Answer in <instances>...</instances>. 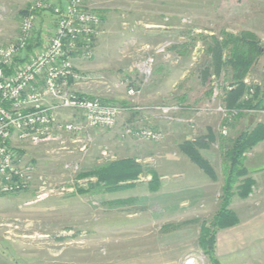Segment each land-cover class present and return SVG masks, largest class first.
<instances>
[{
    "label": "rangeland",
    "instance_id": "obj_1",
    "mask_svg": "<svg viewBox=\"0 0 264 264\" xmlns=\"http://www.w3.org/2000/svg\"><path fill=\"white\" fill-rule=\"evenodd\" d=\"M29 2L0 0V45L16 38L24 16L21 11ZM85 7L100 15L102 35L90 58L79 53L73 56L75 70H84V74L77 73V91L119 105L126 101L128 107L138 105L143 108V121L132 119L138 114L129 115L128 110L127 118L121 115L111 129L87 127L77 137L62 134V143H21L19 155L35 163V181L26 190L0 195V247L11 251L19 264H30L31 259H59L64 254L85 259L127 258V264L166 262L174 256L178 264L187 258L191 264H210L197 244L198 224L184 222L209 219L216 212L222 185L220 137L235 136L230 124L239 131L244 123L235 119L237 110L228 109L219 99L222 88L229 85L225 76H213L205 84L195 76L193 69L203 57L201 41H190L189 55H178L171 46L186 41L192 30L194 34L247 30L264 47V0H85ZM52 19L53 15L46 13L38 18L37 26L50 24ZM244 81L264 91V56ZM131 87L137 90L134 96L127 95ZM251 94L252 88L245 98ZM180 95L187 98L188 107L183 112H171L168 119L149 112L152 106L177 103ZM243 113L244 122L257 118L264 123V110ZM75 114L68 111L60 119L70 120ZM128 123L160 130L165 138L152 142L122 137ZM209 132L213 138L205 140L208 146L201 153L215 168L219 176L216 181L178 150L183 140L194 141ZM132 148L139 154L132 153ZM124 157L138 158L166 180L184 178L197 168L212 182V197L200 201L194 210L199 216L191 217V210L173 206V197L178 199L179 195L170 193V185L165 186L166 192L151 193L147 184L117 192L76 193L78 186L95 180L78 179L79 172ZM245 165L255 185L246 199L235 196L230 207L240 219L236 225L244 224L254 247L264 242V140L246 153ZM142 178L145 182L150 176ZM130 198L133 201L125 205L114 203ZM216 257L221 264L217 252Z\"/></svg>",
    "mask_w": 264,
    "mask_h": 264
},
{
    "label": "built area",
    "instance_id": "obj_2",
    "mask_svg": "<svg viewBox=\"0 0 264 264\" xmlns=\"http://www.w3.org/2000/svg\"><path fill=\"white\" fill-rule=\"evenodd\" d=\"M43 10H51L53 19L43 25L41 43L26 54L38 12ZM101 35V18L85 7V0H63L62 4L30 0L16 38L0 45V195L26 190L35 181V163L19 155L21 143H62V134L77 137L87 127L111 129L128 110H143L138 105L103 103L71 88L69 79L78 78L73 69L74 54L90 58ZM136 93L132 87L127 90L129 96ZM62 109L77 114L61 120ZM149 109L168 119L171 112L183 108L172 104ZM121 136L152 142L165 138L162 131L139 123L125 124ZM184 264H191V258Z\"/></svg>",
    "mask_w": 264,
    "mask_h": 264
},
{
    "label": "trees",
    "instance_id": "obj_3",
    "mask_svg": "<svg viewBox=\"0 0 264 264\" xmlns=\"http://www.w3.org/2000/svg\"><path fill=\"white\" fill-rule=\"evenodd\" d=\"M56 2V4H62L63 0H57ZM26 12L27 7L21 11V15H25ZM46 13L53 15L51 10H43L38 12V18L44 16ZM41 24L37 26L36 22V27L33 31L34 37L28 41L24 49L26 54L32 52L41 43L43 27V24ZM193 31L187 33L188 39L186 41L172 45L171 50H175V53L178 55H185L188 54L187 47H189L190 41H201L203 57L198 62L195 70L193 69L199 81L205 84L213 76L217 79L225 76L224 78L229 81V85L222 88L223 90L219 99L228 109L238 111L236 120L245 118L246 114L243 113L244 110H264V91L259 86L254 84L250 86L244 81L258 60L264 56V47L261 46L257 36L247 30L236 34L224 30L218 34L206 32L194 34ZM191 35H193L192 39L190 38ZM73 69L77 73L74 65ZM73 81L74 79L70 78L69 84L71 85ZM179 87L182 88L183 84ZM251 88L253 89V94H251L250 98L246 99V94ZM211 93L212 88L207 91V95L210 96ZM83 96L96 98L89 95ZM99 100L103 103H110V101ZM177 101L175 105L181 106L183 108L182 112L187 109L186 95L177 96ZM120 104L126 105L127 102H120ZM230 125L235 132V136L220 137L219 141L222 175L219 206L209 219H192L184 222V224H198L197 244L210 264H220L216 257L217 232L240 222L238 215L230 207L233 198L236 196L241 200L246 199L252 193L255 185V180L249 174L245 165L246 153L264 140L263 122L245 124L242 130L239 131H236L235 124L231 123ZM208 138L209 140L213 138L211 132L207 136L198 137L194 141L183 140L178 144V150L182 157H185L196 166L211 181H216L219 176L215 168L201 153V149L208 146V143L205 141ZM143 175L150 176V180L147 182L148 189L151 193L156 192L160 187V176L154 169L138 161V158L124 157L107 161L77 174L78 179H90L94 177L95 180H88L85 186H78L76 193L92 195L126 190L134 187ZM132 201L131 198L126 200L118 199L114 203L124 205Z\"/></svg>",
    "mask_w": 264,
    "mask_h": 264
},
{
    "label": "crops",
    "instance_id": "obj_4",
    "mask_svg": "<svg viewBox=\"0 0 264 264\" xmlns=\"http://www.w3.org/2000/svg\"><path fill=\"white\" fill-rule=\"evenodd\" d=\"M83 71L78 70L77 73L84 74ZM76 84H77V79H75L73 83L70 85L71 88L75 91H77ZM89 96L95 97L94 95H89ZM66 112H68V110H63V109L60 110V117L61 115L66 114ZM128 114L129 115L138 114L137 116H135L136 118H132V117L131 118L134 120L143 121L142 118L143 114L138 110L131 109V111L128 112ZM124 115H126L127 118V112ZM244 120L245 118L241 119V123L242 122L244 123L242 124L243 126H245V124H248L247 121L244 122ZM256 122H260V120L255 118L254 120H251V122L249 123L254 124ZM134 148H132L131 152L135 153V155L139 154L133 151ZM127 151H130V148L128 146H127ZM200 173L201 172L198 171L197 168H195L192 170V172H190V175H187L184 178L174 177L171 180H166L167 178H161L160 187L156 192L169 191V190H165L164 188L165 186L170 185L171 188L170 193L175 194V196L179 195L178 199H176V197L175 198L173 197V206H175L178 209H181L182 207H186L188 210H191V212H193V213L190 212L191 217H198L199 214L196 215L194 210L197 209L199 202L203 201L204 203V201L210 200L212 197V190H211L212 182H209V180L207 181V177L204 175L201 176ZM149 180L150 179H147V181L144 180L145 182H143V178L141 176L140 179L138 180L139 182L137 181L134 188L137 187L138 185L139 187L144 185L146 186ZM189 191L191 192L192 195L186 196L185 192H189ZM181 195H185V196H181ZM244 228H245L244 224H240L227 229H223L217 234L216 252L219 255L221 264H264V255L261 258L259 256L264 254V242L262 244L261 242L255 243L254 246L255 250H252L254 248L253 238L245 233ZM177 260L178 258L176 259L174 256L172 259L166 260V262H164L163 260L160 262L154 261L151 264H178ZM53 261H58L57 264H127V258H122V259L119 258L118 260L113 258H101V257H97V259H93V258L85 259L83 256L68 257L65 254L61 256L59 259H51V258L31 259L30 264L56 263ZM18 262L20 261L16 260L15 256L11 251H8L7 249H2L0 247V264H19ZM23 263L24 262H21L20 264ZM147 263L149 262L146 261L138 262V264H147Z\"/></svg>",
    "mask_w": 264,
    "mask_h": 264
}]
</instances>
